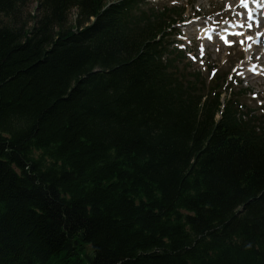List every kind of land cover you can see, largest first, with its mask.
Returning a JSON list of instances; mask_svg holds the SVG:
<instances>
[{
  "label": "trees",
  "instance_id": "16d2710c",
  "mask_svg": "<svg viewBox=\"0 0 264 264\" xmlns=\"http://www.w3.org/2000/svg\"><path fill=\"white\" fill-rule=\"evenodd\" d=\"M184 14L0 0V264H264V113Z\"/></svg>",
  "mask_w": 264,
  "mask_h": 264
},
{
  "label": "rangeland",
  "instance_id": "374dc122",
  "mask_svg": "<svg viewBox=\"0 0 264 264\" xmlns=\"http://www.w3.org/2000/svg\"><path fill=\"white\" fill-rule=\"evenodd\" d=\"M146 1L151 5L183 6L185 22L177 25L179 34L171 39L178 48L186 49L191 68L200 70L207 80L212 76H208L209 66L225 73L234 93L246 91L238 96L240 103L257 114L264 113V6L257 4L261 0ZM35 7L33 1L28 11L33 14ZM250 8H254L251 19ZM72 20L73 12L69 16ZM229 25H237L232 33L226 32Z\"/></svg>",
  "mask_w": 264,
  "mask_h": 264
},
{
  "label": "bare ground",
  "instance_id": "6f19581e",
  "mask_svg": "<svg viewBox=\"0 0 264 264\" xmlns=\"http://www.w3.org/2000/svg\"><path fill=\"white\" fill-rule=\"evenodd\" d=\"M253 1H254V0H253ZM255 3H256V2H255ZM257 4H258L259 6H260V5H263V6H264V0H261V2H260V3L258 2ZM254 5H255V4H254ZM254 8H255V7H254ZM254 8H250V10H249V13H251V16L253 15V12H254L253 9H254ZM260 9H261V8H260ZM256 12H257V11H256ZM256 12H255V13H256ZM252 18H253V17H252ZM237 25H238V24H237ZM237 25H229V27H227V29H226V32H231V33H232V32H233V29L236 28ZM239 26H240V25H239ZM236 30H237V29H236ZM224 33H225V32H224ZM256 42H257V41H256ZM256 42H255V43H256ZM251 67H252V66H251Z\"/></svg>",
  "mask_w": 264,
  "mask_h": 264
},
{
  "label": "snow or ice",
  "instance_id": "6c2138e0",
  "mask_svg": "<svg viewBox=\"0 0 264 264\" xmlns=\"http://www.w3.org/2000/svg\"><path fill=\"white\" fill-rule=\"evenodd\" d=\"M245 7H247V5H245ZM248 18L251 19V13H248ZM239 35H243V33H240ZM249 39H251V37H249ZM225 42H227L226 38ZM241 43H243V41H241Z\"/></svg>",
  "mask_w": 264,
  "mask_h": 264
}]
</instances>
